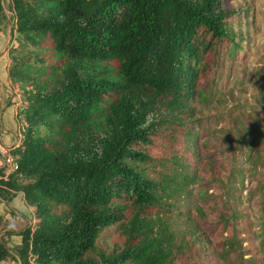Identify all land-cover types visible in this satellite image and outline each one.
<instances>
[{
	"label": "trees",
	"instance_id": "16d2710c",
	"mask_svg": "<svg viewBox=\"0 0 264 264\" xmlns=\"http://www.w3.org/2000/svg\"><path fill=\"white\" fill-rule=\"evenodd\" d=\"M7 7L10 36L33 49L29 57L8 49V79L26 92L23 138L10 149L17 168L0 167V200L21 192L33 222L12 248L0 233V263L204 264L212 248L220 264H244L232 215L202 225L199 212L181 209L204 192L189 187L196 167L173 168L179 156L152 153L182 138L192 144L195 103L215 85L229 45L238 48L227 22L235 11L222 0H9ZM189 214L198 229L171 227ZM216 232L221 242L212 247ZM101 235L113 236L108 249Z\"/></svg>",
	"mask_w": 264,
	"mask_h": 264
},
{
	"label": "rangeland",
	"instance_id": "374dc122",
	"mask_svg": "<svg viewBox=\"0 0 264 264\" xmlns=\"http://www.w3.org/2000/svg\"><path fill=\"white\" fill-rule=\"evenodd\" d=\"M8 3L9 0H1L0 21L4 27L7 18L12 20L7 12ZM222 6L235 11L227 22L235 33L233 42L238 48L229 45L232 51L222 58L215 85L207 90L204 100L195 103V116L199 120L193 126L192 144L182 138L176 140L172 150L163 152L157 147L152 153L179 156V163L173 164V168L184 164L181 161L189 165V170L195 166V181L189 187L191 192L197 189L204 192L189 196L186 204L180 203L181 209H189L192 214L199 212L202 225L204 221L217 223L220 212L224 217L232 215L228 226L232 225L230 229L234 227L236 231L245 254L244 264H264V137L260 138L264 129V0H222ZM18 37L12 32L8 49L29 57L27 52L33 48L19 44ZM32 62L33 56L27 63ZM17 86L19 91L15 95H25L26 87ZM18 99L23 102V98ZM11 111L2 118L10 131L17 122ZM252 134L257 135L250 151ZM229 190L231 196L226 194ZM185 220L172 222L171 227L192 225L198 229L200 222L193 216ZM214 236L212 247L221 242L217 232ZM112 237L101 235L98 244L108 249ZM201 258L204 264H220L212 248Z\"/></svg>",
	"mask_w": 264,
	"mask_h": 264
},
{
	"label": "crops",
	"instance_id": "0c3cea01",
	"mask_svg": "<svg viewBox=\"0 0 264 264\" xmlns=\"http://www.w3.org/2000/svg\"><path fill=\"white\" fill-rule=\"evenodd\" d=\"M9 13V11H7ZM7 26L4 27L0 21V139L3 143L9 144L12 138L13 130L10 131L8 126H4L2 118L12 109V117H16L17 110H21V105L18 97L23 98V95H15L18 86L10 82L7 76V66L9 63L8 41L10 39L11 22L7 18ZM0 162V167H1ZM0 215L3 216V222L0 225V233L3 234L6 246L12 248L19 244L20 238L16 234L27 224L33 222L31 208L23 201L21 192H16L8 200H0ZM10 233V234H9ZM8 234V235H4ZM0 264H19L16 259L3 261Z\"/></svg>",
	"mask_w": 264,
	"mask_h": 264
},
{
	"label": "built area",
	"instance_id": "2783aa9c",
	"mask_svg": "<svg viewBox=\"0 0 264 264\" xmlns=\"http://www.w3.org/2000/svg\"><path fill=\"white\" fill-rule=\"evenodd\" d=\"M19 100V99H18ZM21 105L23 102L19 100ZM20 110H17V126L13 131L12 138L9 144H5L0 139V162L3 167H5V172L9 173L17 168L15 158L11 154L10 149L17 146L23 138V128H22V116L18 114Z\"/></svg>",
	"mask_w": 264,
	"mask_h": 264
}]
</instances>
